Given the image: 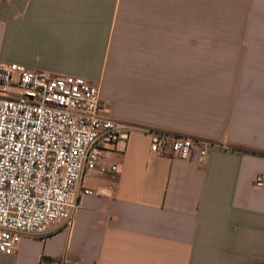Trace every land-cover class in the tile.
Returning a JSON list of instances; mask_svg holds the SVG:
<instances>
[{
	"label": "crops",
	"instance_id": "0c3cea01",
	"mask_svg": "<svg viewBox=\"0 0 264 264\" xmlns=\"http://www.w3.org/2000/svg\"><path fill=\"white\" fill-rule=\"evenodd\" d=\"M0 62L98 85L102 115L203 139L205 157L105 149L71 230L0 264H263L264 0H0Z\"/></svg>",
	"mask_w": 264,
	"mask_h": 264
},
{
	"label": "built area",
	"instance_id": "2783aa9c",
	"mask_svg": "<svg viewBox=\"0 0 264 264\" xmlns=\"http://www.w3.org/2000/svg\"><path fill=\"white\" fill-rule=\"evenodd\" d=\"M102 107L99 86L81 77L0 62V254H15L25 236L71 230L80 199L94 194L83 188L85 175L97 170L114 181L118 166L99 163L131 132L150 136L152 154L181 161L203 158L213 147L104 117ZM254 186L264 187V173Z\"/></svg>",
	"mask_w": 264,
	"mask_h": 264
}]
</instances>
